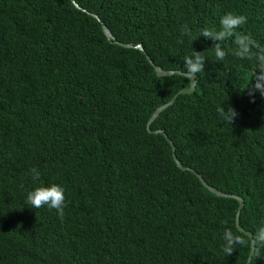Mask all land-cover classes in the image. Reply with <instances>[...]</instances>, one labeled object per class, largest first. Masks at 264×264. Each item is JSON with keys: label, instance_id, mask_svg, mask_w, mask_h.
<instances>
[{"label": "trees", "instance_id": "16d2710c", "mask_svg": "<svg viewBox=\"0 0 264 264\" xmlns=\"http://www.w3.org/2000/svg\"><path fill=\"white\" fill-rule=\"evenodd\" d=\"M156 66L197 87L149 130L191 86ZM246 231L264 264V0H0V264H248Z\"/></svg>", "mask_w": 264, "mask_h": 264}, {"label": "water", "instance_id": "95a60500", "mask_svg": "<svg viewBox=\"0 0 264 264\" xmlns=\"http://www.w3.org/2000/svg\"><path fill=\"white\" fill-rule=\"evenodd\" d=\"M74 3L78 6V4H77L76 2H74ZM103 30H104L105 34L108 36V38H110V39H113V38H114L112 32L110 31V29H109L106 25L103 26ZM123 45H125V46H129L128 44H125V43H123ZM138 47L141 48V49H143V47H142L141 45H139ZM156 72H157V74H158L159 76H169V75L174 74V73L182 74V75H184L185 77H187V78H189V79L191 80V86H190L189 88H186V89L181 90V91L178 92V93H177V94H176V95H175V96H174L169 102H167L166 104H164V105H162V106H160V107L157 108V110L155 111V113L153 114L152 118L150 119V121H149V123H148V129H149V130H150V126H151L152 122L155 121V119L161 114V112H163V111H164L166 108H168L169 106L173 105L174 102L176 101V99L178 98V96H179L180 94H183V93H192V92H194V91L196 90V87H197L196 76H195V74H193V73H183V72H181V71L164 70V69H162V68L159 67V66H156ZM156 133H163V134H165V132H164L163 130H157ZM170 144L172 145V148H173V150H174V152H175L176 147H175V145H174V142H172V141L170 140ZM175 160H176V162H177V164H178V166H179L180 168H185V167L182 165V163L177 159L176 156H175ZM185 169H186V168H185ZM193 172H194V173L200 178V180L202 181V183H203V184H204L209 190H211L212 192L216 193V194L219 195V196H229V194H226V193H224V192H222V191H220V190H218V189H216V188L210 186V185L205 181V179H204L199 173H197L195 170H193ZM235 197H236V198L239 200V202H240V208H239V211H238V214H237V220H236V222H237V227H238L239 229H242V226H241V223H240V215H241L242 208H243L244 205H245V201H244L241 197H237V196H235ZM246 233H247L249 236H251V238H252V234H251L250 232L246 231ZM255 249H256V247H255V240L252 238V252H251V255H250V258H249V262H248V264H250V262H251V258H252V256H253L254 253H255Z\"/></svg>", "mask_w": 264, "mask_h": 264}]
</instances>
